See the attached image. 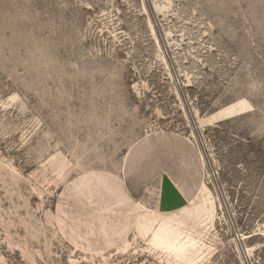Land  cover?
<instances>
[{
    "label": "rangeland",
    "instance_id": "obj_1",
    "mask_svg": "<svg viewBox=\"0 0 264 264\" xmlns=\"http://www.w3.org/2000/svg\"><path fill=\"white\" fill-rule=\"evenodd\" d=\"M0 264H264V0H0Z\"/></svg>",
    "mask_w": 264,
    "mask_h": 264
}]
</instances>
